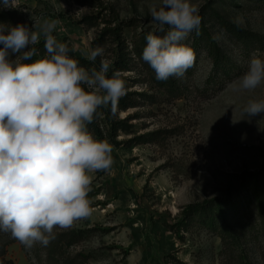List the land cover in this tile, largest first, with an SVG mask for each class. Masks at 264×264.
I'll return each mask as SVG.
<instances>
[{
    "label": "rangeland",
    "instance_id": "obj_1",
    "mask_svg": "<svg viewBox=\"0 0 264 264\" xmlns=\"http://www.w3.org/2000/svg\"><path fill=\"white\" fill-rule=\"evenodd\" d=\"M192 2L221 49L220 63L211 41L204 35L197 43L193 30L180 41L195 52L192 66L166 81L142 59L155 29L150 7L159 9L162 0H16L14 8L0 7V24L34 30L35 21L57 20L53 35L86 69H99L101 57H87L102 46L107 75L119 73L123 97L134 106L110 114L126 119L127 130L113 135L102 114L103 136L90 132L112 145L114 161L90 173L91 216L54 229L47 246L31 249L0 232V264H264V214L250 197L248 175L264 168V113L242 111L249 100H264V82L252 91L230 87L253 55L264 59V0ZM32 47V58L47 55L43 35ZM123 52L129 68L115 71ZM217 200L238 226L233 237L188 208Z\"/></svg>",
    "mask_w": 264,
    "mask_h": 264
},
{
    "label": "clouds",
    "instance_id": "obj_2",
    "mask_svg": "<svg viewBox=\"0 0 264 264\" xmlns=\"http://www.w3.org/2000/svg\"><path fill=\"white\" fill-rule=\"evenodd\" d=\"M15 6L16 0H0L2 8ZM199 11L192 0H162L159 9L150 7L155 29L146 36L142 59L156 79L181 77L192 66L195 52L180 41L193 30L200 34ZM57 24L35 21L34 30L0 24V232L28 249L47 246L55 239L54 229L91 216L90 173L107 171L114 161L112 145L94 138L87 125L102 106L115 113L126 94L119 73L107 75L104 48L88 53L90 61L101 57L98 70L80 66L68 45L53 35ZM41 35L47 55L24 62L38 54L32 46ZM262 82L264 59L253 55L230 87L252 91ZM242 111L248 117L264 113V100H249Z\"/></svg>",
    "mask_w": 264,
    "mask_h": 264
},
{
    "label": "trees",
    "instance_id": "obj_3",
    "mask_svg": "<svg viewBox=\"0 0 264 264\" xmlns=\"http://www.w3.org/2000/svg\"><path fill=\"white\" fill-rule=\"evenodd\" d=\"M6 16L4 14L3 16ZM202 32V33H200ZM199 35L196 36L195 41L202 42L204 40V35L206 36L207 40L211 41V45H213L215 51V64L220 63V55H221V49L219 45L216 43L215 39L213 38V35L209 32L208 28L206 27L205 23L201 22L199 26ZM0 48H3V44L0 43ZM123 52V55H121V59L118 61L117 66L115 68L116 70H126L129 68L126 55ZM12 58V57H11ZM36 59L31 58L29 61L24 62H33ZM120 65V66H118ZM115 72H111L108 74L109 77H111ZM121 78V77H119ZM131 100L127 99L126 97H121L118 103L117 108H121L122 110H127L131 107H134L131 105ZM98 115L94 116V119L92 123L87 125V129L89 132H91L93 135L97 136H103V133L100 129L99 123L97 122L100 115L104 114L109 118V131L114 135L117 134V131L119 129H128V123L127 120L122 121H115L110 117V114H112L111 106H102L97 109ZM113 138V137H112ZM250 175L253 180V190L251 191L250 197L253 199L255 206L257 209L264 214V168H262L258 173L256 174H248ZM209 201H206L204 203L190 205L188 208L190 211H200L202 210L204 214H206V217L204 219L205 224L210 227L212 230L219 231L222 235L225 236H231L233 237L235 235V230L238 228L236 224L233 223L231 217L227 214V210L223 205L217 200L215 203L208 205Z\"/></svg>",
    "mask_w": 264,
    "mask_h": 264
}]
</instances>
